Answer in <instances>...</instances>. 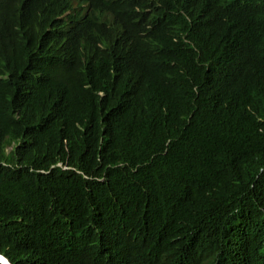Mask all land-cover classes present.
I'll use <instances>...</instances> for the list:
<instances>
[{"label": "trees", "instance_id": "1", "mask_svg": "<svg viewBox=\"0 0 264 264\" xmlns=\"http://www.w3.org/2000/svg\"><path fill=\"white\" fill-rule=\"evenodd\" d=\"M0 249L264 264V0H0Z\"/></svg>", "mask_w": 264, "mask_h": 264}, {"label": "water", "instance_id": "2", "mask_svg": "<svg viewBox=\"0 0 264 264\" xmlns=\"http://www.w3.org/2000/svg\"><path fill=\"white\" fill-rule=\"evenodd\" d=\"M1 257L5 260V262H4V261H2L1 258H0V263H1V264H10V262L8 261V259H7L4 255H1Z\"/></svg>", "mask_w": 264, "mask_h": 264}, {"label": "rangeland", "instance_id": "3", "mask_svg": "<svg viewBox=\"0 0 264 264\" xmlns=\"http://www.w3.org/2000/svg\"><path fill=\"white\" fill-rule=\"evenodd\" d=\"M58 163H59V162H58ZM0 254H1V255H4V254H3V249H0Z\"/></svg>", "mask_w": 264, "mask_h": 264}, {"label": "bare ground", "instance_id": "4", "mask_svg": "<svg viewBox=\"0 0 264 264\" xmlns=\"http://www.w3.org/2000/svg\"><path fill=\"white\" fill-rule=\"evenodd\" d=\"M0 258H1V260H2V261H4V262H5V260H4V259L1 257V254H0Z\"/></svg>", "mask_w": 264, "mask_h": 264}]
</instances>
